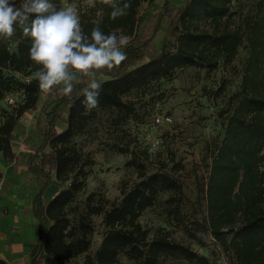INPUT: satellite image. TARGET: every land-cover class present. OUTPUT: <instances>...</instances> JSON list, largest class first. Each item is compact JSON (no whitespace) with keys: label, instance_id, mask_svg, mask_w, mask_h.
<instances>
[{"label":"trees","instance_id":"1","mask_svg":"<svg viewBox=\"0 0 264 264\" xmlns=\"http://www.w3.org/2000/svg\"><path fill=\"white\" fill-rule=\"evenodd\" d=\"M148 1L114 0L121 7L131 4L127 14L115 20L110 17L111 5L102 2L91 8L95 19L81 16L86 34L99 26L105 34L127 35L129 43L122 48L127 59L117 69L98 72L104 79L92 76L84 77L82 83L73 82L74 92L80 96L74 103L63 94L64 86L58 85L47 103L40 105L45 93L39 89L36 73L41 66L30 60L32 41L21 29L15 33L14 51L0 44V99L11 90L23 96L0 123V152L16 164L19 158L13 147L39 139L33 153L24 156L31 176L43 178L32 201L38 237L29 249V264H41L45 255L66 262L81 254L80 264H264V0H182L178 6L164 0L150 31L148 20L138 22L139 7ZM170 13L173 41L166 38L160 49L153 51L155 35ZM241 47L245 59L239 88L221 110L222 134L206 144L207 175L195 182L194 199L184 194L182 183L171 172L147 173L137 163L138 181L118 201L109 205L87 202L73 218L69 216L94 163L90 151L83 150L76 137L88 130L99 110L132 116L134 107L123 97L133 89L170 78L178 68L211 71L220 60L230 64ZM3 69L20 78L3 74ZM25 76H30L29 82L24 81ZM93 78L103 87L99 106L87 110L81 101ZM41 106L44 123L37 115L28 128L27 118ZM62 117L64 125L59 130L57 123ZM176 167L180 169L179 164ZM52 177L65 185L44 205L41 195ZM161 192L169 193L163 200L168 220L200 246L204 245L202 234L209 233L224 263L170 238L163 228L149 236L138 217L153 206ZM91 215L102 216L105 231L98 247L89 253L94 230ZM0 264L8 263L0 258Z\"/></svg>","mask_w":264,"mask_h":264},{"label":"rangeland","instance_id":"2","mask_svg":"<svg viewBox=\"0 0 264 264\" xmlns=\"http://www.w3.org/2000/svg\"><path fill=\"white\" fill-rule=\"evenodd\" d=\"M181 1L170 0L169 5L178 6ZM51 2L57 10L75 5L80 18L83 14L89 15L92 19L96 18L91 11L93 6L90 5L89 0H51ZM99 2L101 0H94V5ZM163 2L164 0H150L142 3L138 10L139 24L148 20L147 27L150 31V26L156 20ZM22 3L23 0H17V6ZM234 7L237 8L235 1ZM169 16L171 17V13L164 18L160 31L155 35L153 51H158L166 38L170 42L173 41L169 33ZM120 35L122 33L117 32V36ZM0 44L5 45L10 52L14 51L15 34L8 39L0 37ZM150 52H148L149 57ZM244 59L245 49L241 47L230 64H223L220 60L218 66L211 71L195 67L178 68L170 78L153 82L146 88L133 89L123 97L134 107L135 113L132 116L124 118L125 116L122 117L115 110H99L88 130L76 137L78 145L83 150L90 151L94 163L89 167L83 187L70 206L69 216L73 218L87 202L89 204L104 202V205H109L118 201L122 193L138 181L137 163L147 173L156 170L171 172L182 183L184 194L189 199H194L195 182L207 175L206 144L223 132V119L220 113L226 107L230 94L239 88L240 70ZM2 73L11 75L15 79L20 78V75L8 69H3ZM94 77L105 78L98 72L94 73ZM58 90L54 94H58ZM10 96L14 98V104L9 103ZM51 96H53L51 92L41 95L40 105L46 104ZM22 99L23 96L18 90L4 93L0 99V123L6 113L16 108ZM43 107L32 111V117L26 120L28 128L31 129L33 119L37 115L41 124L44 123ZM163 114L170 115L172 123L154 126L153 116ZM63 125L64 117L58 121L57 129L60 130ZM154 136L160 138V145L157 148L150 145ZM38 143L39 139H36L25 144L27 145L25 150L32 153ZM0 154L2 155L1 152ZM2 161L5 160L1 157L0 168ZM177 164L180 169L176 167ZM1 177L0 173V180ZM61 185L64 186L65 183ZM168 196V192H161L153 206L145 209L138 217L139 223L148 231L149 236H152L158 228H163L170 238L190 245L200 254L213 255L215 261L224 263L225 260L219 254L217 243L209 233L202 234L204 245L200 246L180 227L168 220L163 209V200ZM90 218L94 230L88 252L92 253L98 247L105 227L101 215H91ZM83 257L84 254H81L59 264H80ZM166 264L177 263L168 261Z\"/></svg>","mask_w":264,"mask_h":264},{"label":"clouds","instance_id":"3","mask_svg":"<svg viewBox=\"0 0 264 264\" xmlns=\"http://www.w3.org/2000/svg\"><path fill=\"white\" fill-rule=\"evenodd\" d=\"M111 5V19L127 14L130 3L119 6L114 0H101ZM94 5V0H89ZM17 29L24 37L31 38L29 58L40 65L36 73L39 89L49 93L55 86L63 85V94L75 102L79 93L74 92V81L83 82L101 70L117 69L127 55L122 48L129 43L127 35L105 34L99 26L93 27L90 35L81 26L75 5L57 10L51 0H0V37L11 38ZM102 83L91 79L81 103L87 110L100 103Z\"/></svg>","mask_w":264,"mask_h":264},{"label":"crops","instance_id":"4","mask_svg":"<svg viewBox=\"0 0 264 264\" xmlns=\"http://www.w3.org/2000/svg\"><path fill=\"white\" fill-rule=\"evenodd\" d=\"M27 145L13 147L19 162L2 161L0 180V258L8 264H29V249L38 237L37 219L32 214V201L43 178L33 177L26 167ZM34 150H32L33 153ZM3 156L0 154V158ZM62 185L52 177L41 195L43 204H47ZM41 264H59L45 255Z\"/></svg>","mask_w":264,"mask_h":264},{"label":"built area","instance_id":"5","mask_svg":"<svg viewBox=\"0 0 264 264\" xmlns=\"http://www.w3.org/2000/svg\"><path fill=\"white\" fill-rule=\"evenodd\" d=\"M24 81L29 82L30 80V76H25L23 77ZM9 103H15V100L12 96H10L8 98ZM172 123V117L170 115L167 114H163V115H154L153 119H152V124L154 126H160V125H169ZM150 145L153 148H157L160 145V138L158 136H154L152 137V141L150 143Z\"/></svg>","mask_w":264,"mask_h":264}]
</instances>
